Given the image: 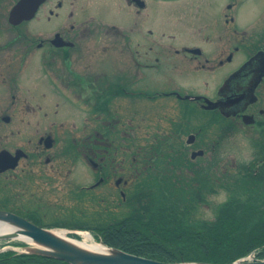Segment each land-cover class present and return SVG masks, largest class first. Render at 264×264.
Instances as JSON below:
<instances>
[{"label":"flooded vegetation","instance_id":"1","mask_svg":"<svg viewBox=\"0 0 264 264\" xmlns=\"http://www.w3.org/2000/svg\"><path fill=\"white\" fill-rule=\"evenodd\" d=\"M243 1L41 0L14 23L0 0V152L24 154L0 170V210L112 233L152 176L189 186L209 120L251 135L243 174H264V0L248 32Z\"/></svg>","mask_w":264,"mask_h":264},{"label":"trees","instance_id":"2","mask_svg":"<svg viewBox=\"0 0 264 264\" xmlns=\"http://www.w3.org/2000/svg\"><path fill=\"white\" fill-rule=\"evenodd\" d=\"M264 158V157H263ZM264 165L262 166V172ZM246 179L264 182V174ZM149 199L137 209L112 224L116 231L97 234L96 238L108 246L147 258L165 261H201L226 263L249 253L264 258V208L256 209L242 202L226 204L215 218L202 227L183 222L175 211L164 205L155 210L150 191L144 189ZM72 237L80 238L72 234ZM15 246L25 243L9 242ZM5 244V243H2ZM0 264H67L61 260L7 249L0 252Z\"/></svg>","mask_w":264,"mask_h":264},{"label":"rangeland","instance_id":"3","mask_svg":"<svg viewBox=\"0 0 264 264\" xmlns=\"http://www.w3.org/2000/svg\"><path fill=\"white\" fill-rule=\"evenodd\" d=\"M243 3L246 5L241 11L243 20H240L239 26L241 31L248 32L252 27V18L261 10L250 0H244ZM262 13L264 14V10L260 14ZM203 131L208 152L203 158H199L202 165L197 167L195 176L192 169L188 172L190 180L188 187L183 183L180 186L170 184L171 181L168 179L156 180V176H152L151 182L143 187L151 192L153 200L151 202L155 203V210H160L159 207L163 205L169 211L172 208L171 210L175 211L183 222L202 228L229 203L242 202L256 209L264 208V182L259 179H246L243 174V167L254 163V138L244 130H239L234 137H218L215 120L212 122L209 120ZM27 135L22 134L24 138ZM15 138V142L27 141ZM215 142L216 144H213ZM212 145H215L213 150L210 148ZM46 210L58 221L57 223H61L72 213V209L64 204L49 205Z\"/></svg>","mask_w":264,"mask_h":264},{"label":"water","instance_id":"4","mask_svg":"<svg viewBox=\"0 0 264 264\" xmlns=\"http://www.w3.org/2000/svg\"><path fill=\"white\" fill-rule=\"evenodd\" d=\"M40 1L18 0L10 11L9 20L17 23L26 18ZM21 155H24L22 151H17L15 156H11L7 151H1L0 170L14 167ZM0 226L6 229L0 232V241L17 240L27 244L23 248L17 249L18 253L54 258L67 264H264V259L254 261L238 259L226 263L165 262L128 253L102 242L98 243L99 246L91 248L80 244V240L59 234L54 229L39 227L17 214L4 210H0Z\"/></svg>","mask_w":264,"mask_h":264},{"label":"bare ground","instance_id":"5","mask_svg":"<svg viewBox=\"0 0 264 264\" xmlns=\"http://www.w3.org/2000/svg\"><path fill=\"white\" fill-rule=\"evenodd\" d=\"M6 229L4 227L0 226V232L5 231ZM59 234H64L63 231H56ZM82 245L94 248L99 246L98 243L95 242V240L93 239V237L91 235H89L88 233H83V239L80 241Z\"/></svg>","mask_w":264,"mask_h":264}]
</instances>
